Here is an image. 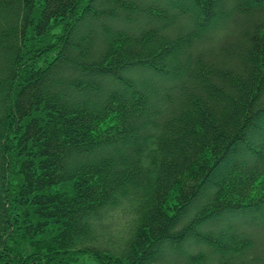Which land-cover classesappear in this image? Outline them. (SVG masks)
I'll return each instance as SVG.
<instances>
[{"label": "trees", "instance_id": "trees-1", "mask_svg": "<svg viewBox=\"0 0 264 264\" xmlns=\"http://www.w3.org/2000/svg\"><path fill=\"white\" fill-rule=\"evenodd\" d=\"M0 264H264V0H0Z\"/></svg>", "mask_w": 264, "mask_h": 264}]
</instances>
